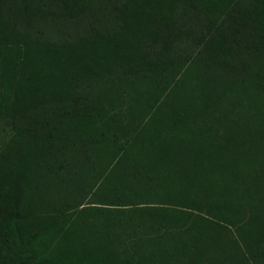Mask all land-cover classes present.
<instances>
[{
    "label": "trees",
    "instance_id": "16d2710c",
    "mask_svg": "<svg viewBox=\"0 0 264 264\" xmlns=\"http://www.w3.org/2000/svg\"><path fill=\"white\" fill-rule=\"evenodd\" d=\"M0 264H264V0H0Z\"/></svg>",
    "mask_w": 264,
    "mask_h": 264
}]
</instances>
